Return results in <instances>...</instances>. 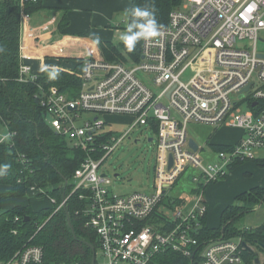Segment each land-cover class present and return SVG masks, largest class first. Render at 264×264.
<instances>
[{
  "label": "built area",
  "instance_id": "built-area-1",
  "mask_svg": "<svg viewBox=\"0 0 264 264\" xmlns=\"http://www.w3.org/2000/svg\"><path fill=\"white\" fill-rule=\"evenodd\" d=\"M259 43L264 44V0H186L170 11L161 36L141 40L138 61L84 58L74 98L65 99L56 88L45 94L41 102L50 127L85 153L73 171L70 193L56 209L77 194L84 226L97 238L96 264H150L167 250L191 258V264H245L241 237L206 241L200 229L207 214L205 187L224 179L238 162L264 155V46ZM26 46L21 32L22 59ZM35 77L31 65L22 62L20 80ZM112 114L131 118L123 133L104 130L102 117ZM191 123L240 134L220 151L194 139V151L188 144ZM140 126L154 132L153 191L117 192L100 168ZM5 137L11 134L0 132V143ZM180 179L189 185L187 197L170 195L165 202ZM3 264H43V249L26 246Z\"/></svg>",
  "mask_w": 264,
  "mask_h": 264
},
{
  "label": "trees",
  "instance_id": "trees-1",
  "mask_svg": "<svg viewBox=\"0 0 264 264\" xmlns=\"http://www.w3.org/2000/svg\"><path fill=\"white\" fill-rule=\"evenodd\" d=\"M130 3V9L154 6L158 23L165 26L170 11L179 6L181 0H130ZM44 8L42 0H0V45L5 48L0 53V128L11 134L10 139L0 143V164L11 165L7 174L0 178V186L5 187V191L0 192V264L29 245L42 247L43 264H90L92 251L85 242L91 243L95 249L98 243L93 231L84 226L85 216L78 212L82 202L77 194L72 193L65 205L56 209L63 195L70 193L73 171L85 153L73 147L65 136L54 132L47 122L46 107L41 102L51 88H56L65 99L74 98L81 86L80 79L60 67L58 78L50 80L47 71L39 74L38 61L20 56L22 16ZM130 22L131 19L127 18V25ZM68 23V17L63 15L57 25L60 34ZM78 35L90 36V32ZM98 47L106 61L127 62L129 57L133 61L140 59L141 40L131 53L126 51L123 43L116 45L110 40L100 39ZM22 62L31 65L36 76L34 80H20ZM82 64V60L76 63L77 73L82 70ZM208 144L214 151L229 148V144ZM252 161L258 167H264V155ZM31 187L36 192H32ZM16 198L25 199V203L6 206V201ZM38 198L45 200L37 207L32 200ZM50 198L55 201L51 203ZM261 204H264V183L237 194L235 202L222 210L218 226L209 227L206 214L200 229L202 239L241 237L254 249V254L243 250V261L254 264L258 251L264 254L257 243L264 244V221L254 227H240L236 223L254 206ZM68 218L75 237L67 224ZM150 264H191V258L167 250L154 255Z\"/></svg>",
  "mask_w": 264,
  "mask_h": 264
},
{
  "label": "rangeland",
  "instance_id": "rangeland-1",
  "mask_svg": "<svg viewBox=\"0 0 264 264\" xmlns=\"http://www.w3.org/2000/svg\"><path fill=\"white\" fill-rule=\"evenodd\" d=\"M130 4V0H110L106 4L107 7L103 8L105 13L110 10V25H107V23L105 25V23H103L100 25L101 27H98L96 34H99L100 31L103 32V30H106L107 32H105V34L109 36L110 41L113 44L119 45L122 43L119 37L125 31V27L127 26V18L124 16V12L126 9H130ZM185 4L186 0H181L180 8ZM259 46L262 48L264 44L259 43ZM37 48H39L38 44ZM26 49V57L24 58L36 59L34 58V55H36L38 52H36L34 49H31L30 44L26 46ZM82 49L84 50L85 48ZM76 63L77 60L74 58L68 60L64 59L60 64H58L57 67H61L64 70L67 68L66 71L73 73L77 77L78 71L76 69ZM65 65H67V67ZM43 66L45 67L46 65L44 64ZM53 66H56V64ZM44 67L40 69L39 74H43L45 72L43 70ZM102 118L106 122L104 130L112 131L116 134L123 133L131 121V118L128 116H118L113 114L105 115ZM0 132L8 134V131L3 128H0ZM239 134L240 131L235 128H215L209 125L194 123L189 124L188 129V137L195 139L200 145H206V143H211V141L216 143H228L233 141ZM150 137H154V132L152 129L144 126L136 127L131 132L130 138L124 139V141L120 143L119 146L103 162L100 172H106L109 175V178L111 179L110 186L115 188L117 192L131 193L133 191H153L156 149L153 144V140L148 141V138ZM205 151L206 150L204 149L202 152L205 153ZM244 163H246V167L242 168L241 166ZM244 163L238 167L234 166L233 176H231V178H227V180L221 179L210 184L211 186L208 185L205 189L204 197L209 204V217L211 216V218H213H209V224L214 227L218 226L220 221V211L219 206L217 205L219 202H227L229 200V203H233L235 202V199L231 198L233 192H236L241 188H243L241 190H245L263 182L264 167L256 166L252 160L246 161ZM115 173H117L118 176H115L114 178L113 175ZM215 183L219 185L217 191H215L216 188L212 187V185ZM186 186H189L188 183H186L184 179H180L173 187L174 189L172 193L167 191V194L165 195V202L168 201V197L170 195L176 194L181 195L182 197H187V193L184 191ZM44 200V198L33 199L32 203L38 207L43 204ZM160 209L164 210L163 207ZM252 209V211L244 214L237 221L236 225L240 227H254L261 224L264 221V204L256 205ZM165 211H168V209L165 208ZM258 254L261 258V261H264V254L259 251ZM97 257L99 260L98 253Z\"/></svg>",
  "mask_w": 264,
  "mask_h": 264
},
{
  "label": "crops",
  "instance_id": "crops-1",
  "mask_svg": "<svg viewBox=\"0 0 264 264\" xmlns=\"http://www.w3.org/2000/svg\"><path fill=\"white\" fill-rule=\"evenodd\" d=\"M42 1L43 4L46 6V8L41 9L31 15H24V17H22L23 20L21 26L22 37L25 43L27 45L30 44L31 49H34L36 50V52H38L36 53V55H34V58H36L35 59L36 62L38 61L37 63L39 64L40 69L44 67L43 66L44 64L47 66H51V65L53 66L54 64H56V66H58V64H60L61 61L64 59L68 60L74 58L77 60V62L87 57L104 59L98 45H95L92 41H93V37L97 35H99L100 39L110 40L109 36L105 34V32H107L106 30L102 29L103 32L100 31L99 34H96V32L98 31L97 30L98 27H101L100 25H102L103 23H105V25L106 23L107 25H110V10L106 13L103 10L104 7H107L106 4L110 0H42ZM63 15H66L68 17L69 23L63 29V33L60 34L57 30V25ZM86 31L90 32V36L78 35V33L86 32ZM48 39H50V42L43 44V41L44 40L48 41ZM37 44L39 45V48H37ZM82 48L85 49L83 50ZM59 59H61L60 62ZM65 66L67 67V65ZM238 136L239 135H237L234 140H236ZM228 143L220 142V144H228ZM245 164L246 163H244L241 167L245 168L246 167ZM233 170L234 169H232L224 179L227 180V178H231V176H233ZM263 183H264V178L261 184ZM212 187L216 188L215 191H217L219 185L215 183L212 185ZM241 189L236 192H233L231 198L235 199L237 194L244 191ZM2 191H5V187L0 186V192ZM228 201L227 202L221 201L219 203L217 202L218 204L216 203L219 206V211H220L219 219L224 207L232 204V202L229 203ZM24 203H25V199L16 198V200L14 199L12 201H6L5 204L6 206H9L14 204H24ZM209 218L213 219L211 218V216L209 217V204L207 202V218H206L207 225L209 227H214L211 224H209Z\"/></svg>",
  "mask_w": 264,
  "mask_h": 264
},
{
  "label": "clouds",
  "instance_id": "clouds-1",
  "mask_svg": "<svg viewBox=\"0 0 264 264\" xmlns=\"http://www.w3.org/2000/svg\"><path fill=\"white\" fill-rule=\"evenodd\" d=\"M124 16L130 18L131 22L127 25V28L120 35L119 39L128 53L135 50L140 40L148 41L162 35L163 25L159 24L156 19V10L154 6H135L131 9H126ZM92 42L95 45H99L100 37L98 35L94 36ZM4 51L5 48L0 45V53ZM49 68L51 69L50 71L48 70ZM43 70L47 71L50 80H55L59 76V69L57 66L46 65ZM5 139H8V137H5ZM10 168V164H0V178L5 176Z\"/></svg>",
  "mask_w": 264,
  "mask_h": 264
},
{
  "label": "water",
  "instance_id": "water-1",
  "mask_svg": "<svg viewBox=\"0 0 264 264\" xmlns=\"http://www.w3.org/2000/svg\"><path fill=\"white\" fill-rule=\"evenodd\" d=\"M48 42H50V39H48V41H47V40H44V41H43V44H44V43H48ZM27 43H28V42H27ZM151 140H152V137L148 138V141H151ZM135 142H136V140H135ZM188 144H189V146H190L194 151H196V150L198 149V145H197L196 141H195L193 138H189V140H188ZM171 163H172V161H171V159H170V165H171ZM114 176H118V174L115 173ZM64 197H65V195H63V198H64ZM64 207H65V206H64ZM67 224H68L69 228L71 229V232H72L73 236L75 237L74 230H73V227H72V224H71L69 218H68V220H67ZM85 243L90 247V249H91V251H92L90 264H96V261H95V256H96V254H95V247H94L91 243H89V242H85ZM257 243H258V245H259V246L263 249V251H264V244H262V243H260V242H257ZM241 246L244 248L245 251L249 252L250 254H254V249H253V247H251V246H250L249 244H247L246 242L243 241V242L241 243ZM253 263H254V264H261V263H262L261 260H260L259 255H255V256H254Z\"/></svg>",
  "mask_w": 264,
  "mask_h": 264
}]
</instances>
